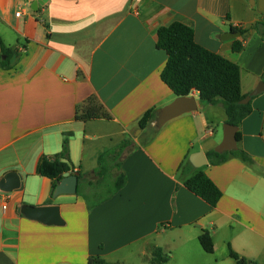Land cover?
Listing matches in <instances>:
<instances>
[{"label": "crops", "instance_id": "obj_1", "mask_svg": "<svg viewBox=\"0 0 264 264\" xmlns=\"http://www.w3.org/2000/svg\"><path fill=\"white\" fill-rule=\"evenodd\" d=\"M34 1L0 0V37L13 53L3 67L0 48V183L16 172L24 185L0 188V264H87L92 255L109 264H150L155 248L167 255L165 264H237L229 245L264 264V91L240 127L238 146L253 166L235 157L210 163L227 116L196 91L188 97L197 110L144 131L138 126L146 111L159 114L177 98L161 79L168 56L157 47L158 29L175 21L241 68L248 96L264 78V39L252 29L264 24V0H42L33 10ZM230 32L241 35L228 38ZM236 42L243 45L238 53ZM90 97L111 120H77ZM68 133L71 162L84 179L77 194L51 201L52 181L40 164L62 151ZM126 138L138 146L122 164L127 183L90 210L85 196L97 182L98 158ZM199 151L208 160L201 168L222 192L214 208L184 186L189 171L178 176ZM45 205L59 207L62 224L21 211ZM201 231L210 233L214 254L202 249Z\"/></svg>", "mask_w": 264, "mask_h": 264}, {"label": "trees", "instance_id": "obj_2", "mask_svg": "<svg viewBox=\"0 0 264 264\" xmlns=\"http://www.w3.org/2000/svg\"><path fill=\"white\" fill-rule=\"evenodd\" d=\"M264 39V24L258 22L252 26ZM242 35L245 33L238 30ZM157 47L166 52L168 58L164 69L161 72L162 81L169 86L176 97H188L193 92H198L200 100L209 105H220L226 113V123L238 127L237 141L241 142L242 135L240 127L244 119L252 112V97L247 104L240 101L246 96L241 89V68L234 62L216 54L196 43L193 29L179 21L172 22L167 26L160 27L157 31ZM0 48L6 60L1 62L3 67L9 66V57L12 51L6 48L0 37ZM241 42H236L233 51L238 53L242 50ZM76 118L82 122L96 119L111 120V116L105 111L103 105L96 97H90L81 107L77 108ZM158 118V111L150 109L146 111L138 122L141 130H147L152 122ZM148 137L151 141L156 135ZM71 133L64 139L62 151L54 158H43L40 164V174L52 181L53 191L57 180L65 172L75 173L74 166L70 159L69 141ZM138 146L134 145L132 138H126L118 145L100 154L98 166L94 171L97 182L91 184L90 192L85 196L89 209L97 207L105 201L115 196L125 185L127 176L122 169L123 161ZM209 161L213 165L226 162L229 158L235 157L249 166L254 165L253 158L243 149L236 151L218 153L213 151L208 155ZM189 171L191 176L183 179L184 186L192 193L200 197L211 208H214L222 198L221 190L208 177L204 169L194 168L188 158L182 162L178 169V176L181 178ZM80 180L84 177L80 175ZM106 179H110L111 186L104 196H96V190L101 188V184ZM82 182V181H81ZM98 187V188H96ZM90 194V195H89ZM94 197V201L92 199ZM199 243L202 249L208 254H214V243L209 232L201 231ZM150 264H165L167 255L160 248H155L151 254ZM228 255L237 264H255L243 257H240L232 247L228 246ZM87 264H109L100 256H91Z\"/></svg>", "mask_w": 264, "mask_h": 264}, {"label": "water", "instance_id": "obj_3", "mask_svg": "<svg viewBox=\"0 0 264 264\" xmlns=\"http://www.w3.org/2000/svg\"><path fill=\"white\" fill-rule=\"evenodd\" d=\"M42 6V0H36L32 4V9L37 10ZM240 33H226L228 38L240 36ZM15 57L11 58L14 63ZM264 91V78L257 85L256 88L244 99L240 101L241 104H247L251 101L253 96H256ZM198 106L195 97H177L169 106L167 105L158 114L157 125L161 126L166 122L180 116L181 114L197 110ZM238 127L228 123L223 125V139L221 143L215 148L218 153L232 152L239 149L237 141ZM206 156L202 151L190 155L189 161L195 168H201L208 164ZM79 172H65L56 182V187L52 192L50 200H55L60 195H74L78 193ZM23 182L21 176L16 172L8 173L0 183V188L6 191L22 190ZM22 214L34 220L44 222L45 224H62V219L57 205H45L40 207L24 206L21 208Z\"/></svg>", "mask_w": 264, "mask_h": 264}, {"label": "rangeland", "instance_id": "obj_4", "mask_svg": "<svg viewBox=\"0 0 264 264\" xmlns=\"http://www.w3.org/2000/svg\"><path fill=\"white\" fill-rule=\"evenodd\" d=\"M112 184H111V182H110V179H106L105 181H104V183H102L100 186H101V188H98V187H96V188H98L97 190H96V196H104L105 194H106V191L108 190V188L111 186ZM90 195V194H89ZM92 199H93V201H94V197H92Z\"/></svg>", "mask_w": 264, "mask_h": 264}, {"label": "built area", "instance_id": "obj_5", "mask_svg": "<svg viewBox=\"0 0 264 264\" xmlns=\"http://www.w3.org/2000/svg\"><path fill=\"white\" fill-rule=\"evenodd\" d=\"M17 16H18V17L21 16V12H20V11L17 13ZM225 24H226L227 26H231V25H232L230 21H227Z\"/></svg>", "mask_w": 264, "mask_h": 264}]
</instances>
